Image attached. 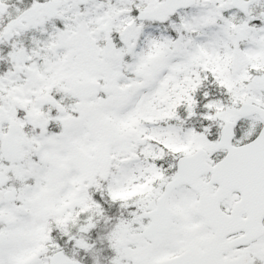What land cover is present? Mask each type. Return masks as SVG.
Segmentation results:
<instances>
[{
    "label": "snow or ice",
    "instance_id": "snow-or-ice-1",
    "mask_svg": "<svg viewBox=\"0 0 264 264\" xmlns=\"http://www.w3.org/2000/svg\"><path fill=\"white\" fill-rule=\"evenodd\" d=\"M0 264H264V0H0Z\"/></svg>",
    "mask_w": 264,
    "mask_h": 264
}]
</instances>
